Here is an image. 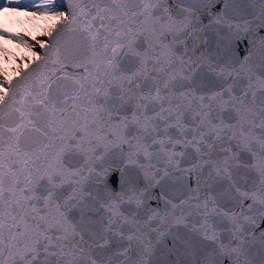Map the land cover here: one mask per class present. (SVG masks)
<instances>
[{
    "label": "snow or ice",
    "instance_id": "snow-or-ice-1",
    "mask_svg": "<svg viewBox=\"0 0 264 264\" xmlns=\"http://www.w3.org/2000/svg\"><path fill=\"white\" fill-rule=\"evenodd\" d=\"M0 59V264H264V0H9Z\"/></svg>",
    "mask_w": 264,
    "mask_h": 264
},
{
    "label": "trees",
    "instance_id": "trees-1",
    "mask_svg": "<svg viewBox=\"0 0 264 264\" xmlns=\"http://www.w3.org/2000/svg\"><path fill=\"white\" fill-rule=\"evenodd\" d=\"M7 47H9L10 50L15 52L17 55H19L22 52V50L16 49L12 45H8ZM13 66H14V63H10V62L9 63H5L2 59H0V67H7L9 69H12V68H14Z\"/></svg>",
    "mask_w": 264,
    "mask_h": 264
},
{
    "label": "rangeland",
    "instance_id": "rangeland-1",
    "mask_svg": "<svg viewBox=\"0 0 264 264\" xmlns=\"http://www.w3.org/2000/svg\"><path fill=\"white\" fill-rule=\"evenodd\" d=\"M8 3L9 1L8 0H0V4H2V3ZM22 2H27L26 0H22ZM42 38V37H41ZM21 50V49H20ZM23 51V50H22ZM13 67H15V65L13 66Z\"/></svg>",
    "mask_w": 264,
    "mask_h": 264
}]
</instances>
